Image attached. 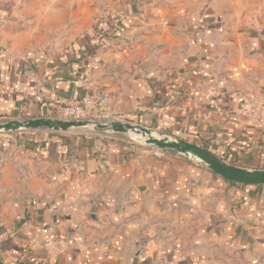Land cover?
<instances>
[{"label":"crops","instance_id":"crops-1","mask_svg":"<svg viewBox=\"0 0 264 264\" xmlns=\"http://www.w3.org/2000/svg\"><path fill=\"white\" fill-rule=\"evenodd\" d=\"M244 1L198 14L185 52L158 66L117 40L51 55L0 31V120L108 94L119 120L264 169V0ZM126 136L0 132V264H264L263 185Z\"/></svg>","mask_w":264,"mask_h":264},{"label":"rangeland","instance_id":"rangeland-1","mask_svg":"<svg viewBox=\"0 0 264 264\" xmlns=\"http://www.w3.org/2000/svg\"><path fill=\"white\" fill-rule=\"evenodd\" d=\"M252 1L254 5L258 4L256 0ZM243 4L246 5V1L0 0V31L4 38L17 39L15 43L22 50L40 49L55 55L75 49L86 40L96 39L98 42L101 36L100 25L111 20L121 30L117 37L105 39L106 44L117 40L126 54L140 57L136 64L158 66L157 64L163 62L173 63L171 61L175 55L179 56L185 52L188 46L186 40L189 39L187 25H191V20L198 14L209 15L211 11H227ZM126 15L132 17L128 26L123 22ZM130 26H134L132 33L127 32ZM98 48L95 43L89 44L87 51L93 53ZM110 105L109 102L108 107L100 110L90 120H119L118 114ZM52 117L59 118L56 113ZM20 131L33 130L17 132ZM67 132L104 134L84 128ZM133 135L142 137L141 134L130 133L123 140L135 147L148 145Z\"/></svg>","mask_w":264,"mask_h":264},{"label":"water","instance_id":"water-1","mask_svg":"<svg viewBox=\"0 0 264 264\" xmlns=\"http://www.w3.org/2000/svg\"><path fill=\"white\" fill-rule=\"evenodd\" d=\"M78 128L104 133L141 134L142 137L133 136L148 145L160 149H170L176 153L199 160L223 179L237 183L264 186V169H249L229 163L202 145L181 137L170 136L164 131L146 127L139 123L123 120L99 122L90 119L53 117L0 120V132L36 129L67 132Z\"/></svg>","mask_w":264,"mask_h":264},{"label":"built area","instance_id":"built-area-1","mask_svg":"<svg viewBox=\"0 0 264 264\" xmlns=\"http://www.w3.org/2000/svg\"><path fill=\"white\" fill-rule=\"evenodd\" d=\"M109 102L110 96L108 94H95L87 91L80 99L59 106L55 113L62 119H91L100 110L108 107ZM52 230L53 227L50 225L45 228L47 232ZM46 244L52 243L46 239Z\"/></svg>","mask_w":264,"mask_h":264},{"label":"trees","instance_id":"trees-1","mask_svg":"<svg viewBox=\"0 0 264 264\" xmlns=\"http://www.w3.org/2000/svg\"><path fill=\"white\" fill-rule=\"evenodd\" d=\"M99 30L101 32V36L98 39V42L96 43V46L99 48H102L105 46V39H110L111 37H117L120 34V27L115 24L113 21H106L104 24L100 25ZM98 48V49H99ZM205 147V146H204ZM233 153L229 151V153H225L223 158L225 161L235 164L238 162L239 158L238 157H234L232 155ZM235 154V153H234ZM219 156V155H218Z\"/></svg>","mask_w":264,"mask_h":264}]
</instances>
